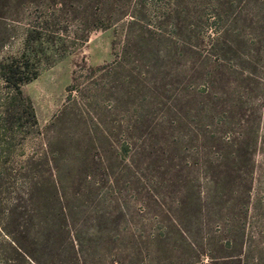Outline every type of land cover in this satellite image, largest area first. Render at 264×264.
I'll return each mask as SVG.
<instances>
[{
  "label": "rangeland",
  "instance_id": "rangeland-1",
  "mask_svg": "<svg viewBox=\"0 0 264 264\" xmlns=\"http://www.w3.org/2000/svg\"><path fill=\"white\" fill-rule=\"evenodd\" d=\"M131 2L0 0V61L25 53L38 70L21 85L22 98L16 101L0 77V259L23 264L14 251L23 250L41 264H55V251L83 250L122 264L137 250L135 264L143 257L150 259L146 264H198L197 259L264 264V0L228 5L240 12L234 24L249 31L255 44L252 58L231 56L229 76L215 80L212 88L225 89L227 104L249 86L230 109L235 117L244 111L256 128L245 160H233L235 146L197 134L214 124L190 107V53L186 44L174 45L184 37L183 12L174 27L173 16L157 17L141 1ZM182 8L180 1L176 9ZM132 14L139 21L128 22ZM107 19V26L94 25ZM145 25L152 30L132 38L124 69H92L112 62L127 35ZM230 80L235 89L227 87ZM120 124L121 129L130 125L133 136V151L125 156L105 139ZM142 134L147 137L143 150ZM216 151L222 156L214 157ZM236 168L245 170L246 209L229 202ZM207 177L217 181L218 197L211 202L222 213L207 224L205 218L198 223L182 216L184 235L171 225L164 238L160 227L166 217L159 205L176 213L181 203L191 214L206 191L215 189ZM61 207L77 234L74 247L62 230ZM233 211L239 215L232 217ZM84 262L99 264L89 257Z\"/></svg>",
  "mask_w": 264,
  "mask_h": 264
},
{
  "label": "trees",
  "instance_id": "trees-1",
  "mask_svg": "<svg viewBox=\"0 0 264 264\" xmlns=\"http://www.w3.org/2000/svg\"><path fill=\"white\" fill-rule=\"evenodd\" d=\"M140 1L142 5L148 6V8L157 17H160L161 15L173 16V18L176 19L175 22L173 21L174 27L179 26L178 17L181 11L183 12V22L185 21L183 26V30L185 32L184 37L182 42H180V40L179 42H175L174 45L178 46L179 43L186 44L183 46L186 47L190 53V68L193 72L191 74L189 84L191 93L188 94V96L192 94L191 100H193L190 107L192 110H195V112L207 117L210 124H214L213 128H210V126H208L209 124H205L201 132L196 130L197 134L203 139L211 136L210 139L212 138L214 141L217 140L220 144L232 147L235 146V151H232L233 160H245V158H248V156H246L248 154L247 149L248 146L252 144L251 141L254 142V139L256 138V128H253L252 124L248 123V118L242 116L244 111L242 112L241 110L240 114H242L235 117L230 113V109H233L236 105V101L239 102L242 99V95L246 97L249 86L246 85L241 94L238 93L237 96H232L233 99L227 102V104H225L222 99V93H224L225 89L220 93L212 90L215 80L221 78V76H225V78L229 76L228 62L230 61L231 56L235 55V57L242 59L243 61L248 60V58H252L251 50L254 47L253 44H255V37L251 36L249 31L238 28V26L234 24L240 12L229 9L228 5H230L233 0H180L183 5V8L180 10L176 9L178 2L180 1L173 3L171 0H132L131 3L135 5ZM106 21L107 22H105V24H102V22L101 24H98L97 21H95L94 25L99 27L100 25L107 26L108 24L106 23H109L111 20L107 19ZM127 21L133 23L135 21H139V18L132 14ZM143 29L145 30L139 31L138 29V32H131L127 35V38L121 42L120 50L115 53L116 58L112 62L95 66L92 69H97L99 71H111L117 68L124 69V62L131 47L132 38L142 35L144 33L143 31L151 32L150 30H152V28L150 29L146 25ZM28 37L32 38L30 35ZM260 40L261 38L258 39V41ZM259 45H261V42ZM241 46L245 49L247 48V51L240 52L239 47ZM259 49V46L255 49L257 50V53L259 52ZM238 72L242 77L244 71L241 70ZM37 73L38 70L36 65L25 53H21L18 57H12L6 61H0V77L12 92V101H16L19 97L22 98L21 85L36 77ZM249 73L250 72L244 74L245 76L243 77L248 78L247 75ZM234 83L235 81L233 80L228 81L227 87L232 88L235 85ZM70 85L71 84H68L67 88H70ZM197 89L199 90L198 92L196 91ZM233 89L235 88L233 87ZM155 90L157 92V87H154V91ZM184 100H186V98ZM27 105L30 110V115L33 116L32 107L29 101H27ZM174 114L178 118H176V121L180 120L181 115L179 114V110L176 109ZM5 120L6 119L4 118L2 123H4ZM33 120L35 122L34 118ZM129 126L130 125L127 124L123 129H121L122 125L120 124L119 126L110 129L105 135V139L109 143V146L115 148L117 152H119L118 154H122L123 156H125V154L129 155V152L133 151V148H129L133 137ZM118 139H120V141H118ZM146 139V135L142 134L140 137L142 150L145 147ZM163 144L167 146L166 143ZM202 147V149H205L204 153H207L208 150L205 146L203 145ZM216 153L218 154L214 157L222 156L221 152L216 151ZM244 171L242 170V172H240L239 168H236L231 174V177L233 176L232 182L234 187H231L232 200L229 202L232 207H234V205L238 202L240 206H243V208L246 209V201L248 200L249 190L248 184L246 186V176H244ZM207 179L208 183L214 185L215 188L217 181L215 182L214 178L210 179L207 177ZM210 190L206 191L203 201L195 206V209H193L191 214H187L184 211V205L181 203L176 205V213L164 206L163 203L159 205L160 211L166 217V224H162L160 227V229L164 230V238H167L171 225L177 232H179V234L184 235L185 230L180 224V217L182 216L191 215L192 217L198 219V223H202V219L205 218L204 222L207 224L209 222V218L213 219V217L222 213V208L211 202L212 197H218L215 193L216 188L212 191ZM211 192L213 193L211 194ZM201 199L202 198L199 195V200ZM60 212L63 215L62 230L67 235L68 243L71 247H74L77 243V234L74 233L75 228L68 222L67 211L64 207H61ZM227 214L229 213L227 212ZM230 215L235 217L239 215V213L233 211ZM200 229L201 228L198 226V230ZM185 239L188 240L187 244H189L192 248L195 247V244L190 240L188 235H186ZM132 247L136 249L138 248L136 241L132 243ZM14 251L21 258L23 264H41L23 250ZM66 251L67 250H57L54 252L51 257L55 259V264H91L84 262L87 261V257H89L92 261H99V264H114L116 261L110 258L106 260L104 255L96 256L83 250ZM198 255L200 254L198 253L197 256ZM138 257H140L139 251L134 250L133 252H130V255H128L122 264H135L133 263V260ZM149 261L150 259L146 258V262ZM1 262L2 264H14L10 262V259L4 258L0 259V263ZM146 262L143 257L139 264H146ZM196 263L207 264L208 260L206 262H202L201 259H197Z\"/></svg>",
  "mask_w": 264,
  "mask_h": 264
}]
</instances>
